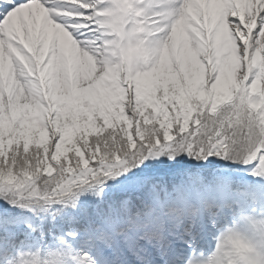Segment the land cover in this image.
Segmentation results:
<instances>
[{"label": "snow or ice", "instance_id": "6c2138e0", "mask_svg": "<svg viewBox=\"0 0 264 264\" xmlns=\"http://www.w3.org/2000/svg\"><path fill=\"white\" fill-rule=\"evenodd\" d=\"M254 180L264 0H0V264H264Z\"/></svg>", "mask_w": 264, "mask_h": 264}, {"label": "trees", "instance_id": "16d2710c", "mask_svg": "<svg viewBox=\"0 0 264 264\" xmlns=\"http://www.w3.org/2000/svg\"><path fill=\"white\" fill-rule=\"evenodd\" d=\"M253 184L255 185L256 189L264 190V183H260L258 180H254V181H253ZM1 201H3V200H1ZM5 207H7V205H5L4 202H3V203H0V212H2V210H3ZM15 211H17V212H21V211H23V215H24L25 217H29V218H31V219L37 221V222L39 221V217H33V215H32L31 213L27 212L26 210L15 209Z\"/></svg>", "mask_w": 264, "mask_h": 264}, {"label": "rangeland", "instance_id": "374dc122", "mask_svg": "<svg viewBox=\"0 0 264 264\" xmlns=\"http://www.w3.org/2000/svg\"><path fill=\"white\" fill-rule=\"evenodd\" d=\"M258 191H259V189H258ZM3 202H4V201H1V200H0V203H3Z\"/></svg>", "mask_w": 264, "mask_h": 264}]
</instances>
